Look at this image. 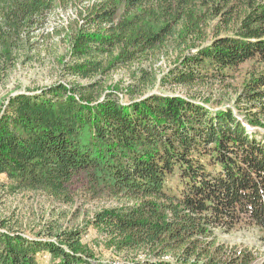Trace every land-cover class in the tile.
<instances>
[{"label": "trees", "instance_id": "trees-1", "mask_svg": "<svg viewBox=\"0 0 264 264\" xmlns=\"http://www.w3.org/2000/svg\"><path fill=\"white\" fill-rule=\"evenodd\" d=\"M83 2L0 0V47L9 56L58 3ZM68 38L66 71L87 83L9 99L0 176L11 192L65 203L83 177L93 199L121 203L59 233L0 221V264H105L84 240L89 227L117 264H254L252 251L216 235L264 233V0H92ZM169 55L159 79L154 68ZM246 64L236 111L216 110L202 92L232 89ZM136 66L132 83L109 85L114 71ZM157 85L187 95H149Z\"/></svg>", "mask_w": 264, "mask_h": 264}, {"label": "rangeland", "instance_id": "rangeland-1", "mask_svg": "<svg viewBox=\"0 0 264 264\" xmlns=\"http://www.w3.org/2000/svg\"><path fill=\"white\" fill-rule=\"evenodd\" d=\"M91 1L84 0L78 7L58 3L43 28L24 39L21 45H13L9 56L3 46L0 47V114L6 109L9 99L18 94L34 96L56 84L69 87L76 83H87L69 75L66 67L71 62L68 35L78 24L80 9ZM174 61L175 57L169 55L157 62L154 70L158 71L159 79ZM250 68L249 64L243 67L237 76L238 81L231 84L232 89L227 90L225 86L217 85L202 93L206 97H212V102L216 99L218 104L215 101L211 103L216 110L236 111V90ZM138 69L139 66L131 70L114 71L108 78L109 85L115 89L124 88L134 81L133 72L136 73ZM158 86L150 88L147 93L182 97L187 95L183 88L161 90ZM9 185V181L0 176V221H6L12 229L27 235L47 231L48 227H52L54 233L82 229L96 212L117 207L121 203L108 197L93 199L86 191L87 183L83 177H76L71 183V203L53 199L42 192L14 193L8 188ZM216 236L226 248L250 250L256 257L254 264H264V233L261 229L251 226L231 233L219 230ZM84 240L96 251L98 259L103 263L117 264L121 261L98 247L97 241L101 239L92 228H88Z\"/></svg>", "mask_w": 264, "mask_h": 264}]
</instances>
